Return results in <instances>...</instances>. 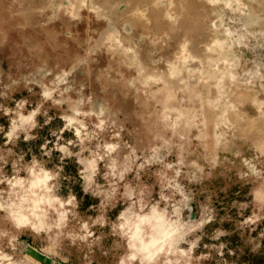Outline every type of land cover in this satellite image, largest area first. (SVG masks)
I'll return each mask as SVG.
<instances>
[{
  "label": "rangeland",
  "instance_id": "1",
  "mask_svg": "<svg viewBox=\"0 0 264 264\" xmlns=\"http://www.w3.org/2000/svg\"><path fill=\"white\" fill-rule=\"evenodd\" d=\"M0 264H264V0H0Z\"/></svg>",
  "mask_w": 264,
  "mask_h": 264
},
{
  "label": "bare ground",
  "instance_id": "2",
  "mask_svg": "<svg viewBox=\"0 0 264 264\" xmlns=\"http://www.w3.org/2000/svg\"><path fill=\"white\" fill-rule=\"evenodd\" d=\"M36 261V260H35Z\"/></svg>",
  "mask_w": 264,
  "mask_h": 264
}]
</instances>
